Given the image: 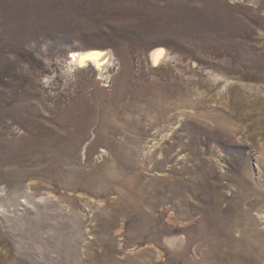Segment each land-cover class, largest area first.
I'll return each mask as SVG.
<instances>
[{
  "label": "rangeland",
  "instance_id": "374dc122",
  "mask_svg": "<svg viewBox=\"0 0 264 264\" xmlns=\"http://www.w3.org/2000/svg\"><path fill=\"white\" fill-rule=\"evenodd\" d=\"M0 264H264V0H0Z\"/></svg>",
  "mask_w": 264,
  "mask_h": 264
},
{
  "label": "bare ground",
  "instance_id": "6f19581e",
  "mask_svg": "<svg viewBox=\"0 0 264 264\" xmlns=\"http://www.w3.org/2000/svg\"><path fill=\"white\" fill-rule=\"evenodd\" d=\"M156 52V51H155ZM163 53V52H162ZM160 56V52L154 54V58ZM69 65L71 69H76L84 65L93 64L97 66L100 71H104L102 75L105 77L106 72L110 65H112L113 54L109 49H102L98 46H93L85 49H79L72 52V55L69 57ZM106 79V78H104Z\"/></svg>",
  "mask_w": 264,
  "mask_h": 264
}]
</instances>
